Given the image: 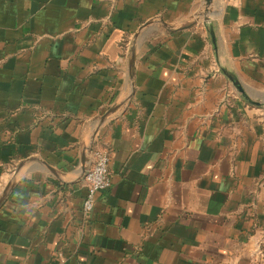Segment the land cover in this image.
<instances>
[{"label": "crops", "instance_id": "obj_1", "mask_svg": "<svg viewBox=\"0 0 264 264\" xmlns=\"http://www.w3.org/2000/svg\"><path fill=\"white\" fill-rule=\"evenodd\" d=\"M0 264H264V0H0Z\"/></svg>", "mask_w": 264, "mask_h": 264}, {"label": "built area", "instance_id": "obj_2", "mask_svg": "<svg viewBox=\"0 0 264 264\" xmlns=\"http://www.w3.org/2000/svg\"><path fill=\"white\" fill-rule=\"evenodd\" d=\"M83 182L87 190L84 211L85 214H89L95 208L98 193L108 190L113 184L110 153L101 150L93 151L91 159L87 162Z\"/></svg>", "mask_w": 264, "mask_h": 264}, {"label": "water", "instance_id": "obj_3", "mask_svg": "<svg viewBox=\"0 0 264 264\" xmlns=\"http://www.w3.org/2000/svg\"><path fill=\"white\" fill-rule=\"evenodd\" d=\"M211 1H212V0H208V3L210 4V3H211ZM83 162H84V163H86V159H85V157L83 158ZM83 169H84V172H85V170H86V166H84V168H83Z\"/></svg>", "mask_w": 264, "mask_h": 264}]
</instances>
